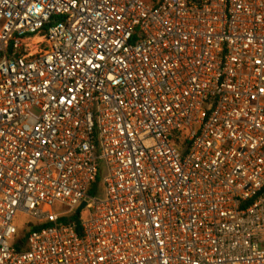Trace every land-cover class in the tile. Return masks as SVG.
Returning <instances> with one entry per match:
<instances>
[{"label": "built area", "instance_id": "obj_1", "mask_svg": "<svg viewBox=\"0 0 264 264\" xmlns=\"http://www.w3.org/2000/svg\"><path fill=\"white\" fill-rule=\"evenodd\" d=\"M0 53V264H264V0H0Z\"/></svg>", "mask_w": 264, "mask_h": 264}, {"label": "rangeland", "instance_id": "obj_2", "mask_svg": "<svg viewBox=\"0 0 264 264\" xmlns=\"http://www.w3.org/2000/svg\"><path fill=\"white\" fill-rule=\"evenodd\" d=\"M81 219L84 221L87 219V212L86 210H82L81 212ZM22 223H27L28 220L27 219H24V220H21Z\"/></svg>", "mask_w": 264, "mask_h": 264}, {"label": "trees", "instance_id": "obj_3", "mask_svg": "<svg viewBox=\"0 0 264 264\" xmlns=\"http://www.w3.org/2000/svg\"><path fill=\"white\" fill-rule=\"evenodd\" d=\"M187 1H188L189 3H191V4H198V3H200L202 0H187ZM0 58H1V53H0ZM98 183H99V179L96 180L95 186H96ZM95 186H94V188H93L92 191L95 190ZM92 191H91V192H92Z\"/></svg>", "mask_w": 264, "mask_h": 264}, {"label": "water", "instance_id": "obj_4", "mask_svg": "<svg viewBox=\"0 0 264 264\" xmlns=\"http://www.w3.org/2000/svg\"><path fill=\"white\" fill-rule=\"evenodd\" d=\"M83 206H84V204H82V205L78 208V210H80L81 208H83ZM78 210H77V211H78Z\"/></svg>", "mask_w": 264, "mask_h": 264}]
</instances>
